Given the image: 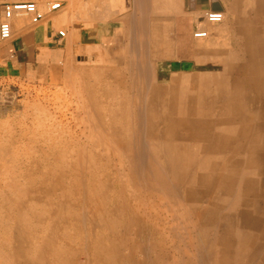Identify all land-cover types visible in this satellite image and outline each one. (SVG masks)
<instances>
[{"label":"rangeland","instance_id":"rangeland-1","mask_svg":"<svg viewBox=\"0 0 264 264\" xmlns=\"http://www.w3.org/2000/svg\"><path fill=\"white\" fill-rule=\"evenodd\" d=\"M52 1L55 0H36L41 6H45L46 3ZM60 1H63L62 9L52 13L50 17L58 18L59 22L65 23L70 27L74 36V47L70 49V54L59 60L56 66L53 64V66H48L47 69L43 68L42 71L37 70V72L24 73L16 77L0 76V264H32V259L29 261L30 259L27 257L29 255L38 257L39 254L34 249L29 250L27 244L34 241V244L40 245L45 237L49 239V244L58 247L61 243L60 238L64 220H67L66 217L70 212L68 202L66 204L61 202L59 197L60 188H67L71 184L86 183L87 178L91 175L100 177L103 173L101 182L103 184L106 182L104 185L111 187L112 181L109 171L112 167H118L122 172L125 171L123 175L121 172V177L124 181L129 182L126 186L127 194H130L132 190L136 191L135 193L137 194L139 193L137 197H132L131 202L133 203L136 199V201L145 204L152 203L153 205L155 202L160 201L166 208L165 210H167L165 214L169 217L172 227L175 226L173 231L176 235L173 234L178 240H173V244L176 241L174 245L177 244L182 249L186 242L188 243L185 240H194L196 245H200L198 246L200 250L198 247L193 248L198 249L201 256V253L206 249L204 246L212 243L216 235L219 236L221 233L216 231L213 225H209L205 233V239H203V235L196 233V229L190 231L192 239H188L190 233L187 234L185 226L191 227L195 225V221L193 217L188 215L187 208L182 207L184 201L181 194L184 189L180 188L179 190V184L172 182L174 172L177 170L182 172V169H172V161H170L173 155H178L179 157L181 155L182 157L180 152H168L162 138L159 141V145L154 148L158 151L160 150L159 154L161 153L155 162L146 156V151H141L145 159L142 158L143 155L142 157H138V153L135 155L134 151L133 161L127 162L124 155L118 150L115 155L116 157L118 156L117 158L120 159V162L108 161L105 163L97 159L90 161V158H94L93 155L97 152H106L108 156L111 155V158L114 157V153L111 150L116 148L114 140L119 136L116 133V129L121 134H127L128 128L131 127L133 129L131 140L134 141L133 146L138 150L136 146L139 145L140 141L146 143L147 137L146 134L142 133L143 136L141 134L142 137L140 138L137 133H140V131L145 132L144 128L151 127L153 121L161 122V124L165 121V115L161 114L163 98L158 103L157 110L160 109L156 110V119H152L148 113L153 108L151 104L145 105L144 115L139 114L136 121L135 117L138 112L135 110L138 109L136 103L128 104L129 114L126 113L127 115H119L115 112L120 108L119 95L130 102L136 92V88H129V91H127L128 85L125 84L126 81L130 82L125 77L128 71L122 61L125 53H127L126 46L132 45L130 55L134 56L135 64L132 67L133 70L138 66L139 60H142V56L143 58L150 57L151 53L156 50L154 46L156 41L153 42L154 35L157 32V34L165 36V31L168 29L167 24H169L167 21L168 16L166 14L160 17L145 16L143 17V22H134L130 30V23L126 22L125 17L124 22H121L123 20L120 12L116 16L109 14L104 16L105 9L108 11L112 10V6L124 4L123 2L128 7L123 8V12L133 11V8L128 6L129 0ZM242 5V8L246 11L249 7L251 8L250 0H245ZM253 9L256 12L257 19L262 18L264 15V0H255ZM93 12L102 13V15L94 16ZM111 18L115 19L116 22H110ZM155 19L160 21L157 23L154 21ZM106 22H109L107 27L104 26ZM57 24V31H65V27H62L59 23ZM57 24L55 25L57 26ZM214 25L223 28L222 22ZM237 25L239 24H228V28L222 31V37L214 39L209 44L206 53L200 52V56L204 57L200 65L193 63L192 58L182 57V59H178L182 62L192 61L191 68L188 69V72L190 71L192 74L185 72L174 73L175 66L173 63L177 59L169 58L170 55H165L163 52L165 49L162 50L167 46L165 41H158L160 60L157 57L145 60L142 63V68L146 70V73H143L145 82L149 83L157 80L159 83L161 82L160 84L171 83L183 89L179 90L181 91L179 100L182 99L183 102L177 103L178 109L181 111L184 108L204 110V115H207L206 118L209 124L213 122L216 125L215 130L214 127L212 128L209 125L212 133L207 140L204 137L200 139L198 141L199 143L201 142L199 145L190 140L186 141V144L188 143L187 147H190L191 150V153H189L191 164L197 165V160H199L200 156L202 158L206 157L203 160V165L207 167L215 165L216 173L218 170L229 168L224 166L230 157L239 161V163L235 164L239 166L238 169L236 168L239 176L236 181L240 180V183L235 185L234 188L233 186L228 187V180H221L219 182L214 181L215 189L217 190L213 195H209V190H205V188L199 189V193L203 197L202 206L211 208L214 204H218V207H223L216 213L219 216L218 221L215 219L216 226L221 227L226 225V222L234 224V226L237 223L240 225L247 224L253 228H250L251 230L245 229L246 231L253 232L254 229L256 232H264V39L261 37L253 38V43L259 45L257 49H254L251 44L244 47L242 45L243 37L236 31ZM258 25L261 30H264V24H254V26ZM93 29L95 30L94 32ZM262 35L264 36V31ZM118 37L122 38L118 39ZM214 48H216L215 52L218 49H220V52H217V54L213 53ZM245 48L249 49L246 50ZM228 52L233 54L234 58L231 61L224 58ZM80 56H85L86 60H79L78 57ZM175 56L178 57L176 54ZM111 64L115 66V72L112 73L114 78L107 69ZM157 70L161 76L160 80L162 77H168L169 74H172L169 77L170 80L166 83V78L164 77L165 80L160 81ZM248 70H251L252 73H249ZM196 71H204L200 75L202 78H207L209 81L208 86L203 87L200 85L198 81L201 80V77ZM118 81H122L124 85H118ZM216 82H219L218 87L212 85ZM110 88H114L115 92L117 91V97H107L102 94L103 90ZM182 91L184 92V97ZM201 93L204 96V101L198 102L196 100L198 98L197 95L199 96ZM190 94L194 96V99L189 97ZM224 95H228V98ZM184 98L187 99L185 100ZM211 99L213 100L211 101ZM197 104H200V106ZM164 106L166 109L169 108L168 104ZM141 126L142 129L140 128ZM229 126H232V128H228ZM136 129L137 133L135 134ZM96 142L101 146L94 149L91 148L92 144ZM81 159L84 160L82 161ZM148 163L151 164L148 165ZM106 171L108 172L106 173ZM151 172L155 173L166 184L168 183L163 190L160 189V195L156 192L152 193L154 196L146 195L147 178L145 175L148 173L151 178H154ZM187 173L189 179H191L198 171L192 168L188 169ZM67 174H70L71 178ZM245 174L250 176L244 178ZM15 182V185H18L12 190L11 184ZM131 182L138 186L136 187L137 190L135 188L132 189ZM54 184H58L59 188L51 196L39 192L40 187L54 188ZM250 190L254 191V196L247 194ZM107 192L110 191L107 190ZM166 193L174 195V198L172 200L171 198H164L163 195ZM127 194H124L121 200L124 201V197ZM29 197L31 198L29 199ZM253 199L257 200L256 213L254 214L252 212L253 208L251 209L250 207L254 202ZM19 200L22 204L17 202ZM60 203H62L60 208H56ZM179 207L186 213L184 211L182 213ZM173 208L174 210H172ZM168 209H171L169 213ZM58 212L62 213L58 215ZM242 214H247L250 218L243 219L241 218ZM18 215L22 216V222L18 221V223L16 221ZM254 216L258 217L257 220H253L255 219ZM123 217L126 218V215L112 218V225L116 229L113 236H116L115 233L121 231L118 225ZM240 230V233L244 232L242 231L244 229ZM71 233H75L73 237L75 241H73L72 247H82V249L87 251L86 243L80 239L85 237L87 229L80 228ZM97 234L104 237L109 235L104 229L99 230ZM35 236L39 237L37 238L38 241ZM204 241L206 244H204ZM256 242L258 246L261 245L260 248L262 249H259L261 254L264 251V238L258 239ZM201 244L204 245L205 249ZM103 245H108V242H104ZM11 247H15L17 251H20V258L16 253L15 256L12 255ZM142 249L147 252V254L145 252L148 256L146 258L147 262L158 254V252L155 254L148 246ZM198 250L195 253H198ZM172 251L177 259L184 257L182 251ZM242 251L246 252L248 250L243 249ZM150 255L153 256L151 257ZM137 256L142 257L140 252ZM82 258L83 262L90 259V257ZM199 258L196 259L198 260ZM52 260L50 256H47L42 261H37L36 264H56L52 263ZM204 264L210 263L206 261Z\"/></svg>","mask_w":264,"mask_h":264},{"label":"bare ground","instance_id":"bare-ground-1","mask_svg":"<svg viewBox=\"0 0 264 264\" xmlns=\"http://www.w3.org/2000/svg\"><path fill=\"white\" fill-rule=\"evenodd\" d=\"M206 21L209 22L207 19H206ZM209 23H212V22H209ZM181 26L182 25H178V28H181ZM201 31H203V30H198V31L194 32L193 36L196 37V34L198 32H201ZM204 32L207 35V32L206 31H204ZM205 36H201V37H205ZM196 38H200V37H196ZM157 43H158V41L156 40V44ZM174 45H175V48L177 49V52L175 54L179 58L187 56L188 51H185L186 49L184 48V46H185L184 42H182L181 44H179L178 42H176V43L174 42L173 46ZM163 52L165 53V55H167V56L169 55L168 51L167 52L163 51ZM158 59L160 60V54L158 56ZM132 63H133V61H132ZM142 63H144V62H142ZM128 64H129V62L126 65L127 67H128ZM130 64H131V61H130ZM134 64H135V62H134ZM135 66H137V65H135ZM139 66H140V69L137 67L138 74L136 72V69L134 68L135 71H132V69H131V72L128 71L126 73V76H125L130 81V82H127L125 80L127 82V83L125 82V84L128 85L127 91H129V88L130 89L136 88V92L133 95V97H134L133 100L130 102L128 100L126 101V99L124 100L123 97L119 95V97H120V103H119L120 108L115 113L119 114V115H123L126 113L129 114V107H128L129 105L128 104L136 103V105H138V109H135L138 111V112L135 111V112H137V116L135 117V121H136V118H138L139 114L142 115L144 113L145 105L151 104V105H153V108L148 113L150 114V117L152 119H154L156 112L160 109L159 108L157 110L158 103L161 101V98H163V100H162V104H163L162 107L163 108L161 109V111H162L161 114L165 115L164 116L165 121L162 124H161V122L157 123L158 121H153L151 127H145L144 128V126H143V128L145 129V132L140 131V133H137L138 128L136 129L135 134L137 133V135L138 134L140 135L138 137L141 138L143 136V134H146V137H147V139L145 140L146 143H142L143 141L141 142L139 139V141H140L139 145L141 146V148L138 144H137L138 146L135 145L136 147H138V150L135 149V147L133 146L134 141L131 140V136H133V129L131 127L128 128L127 134H123V133L121 134L118 131V129H116L117 130L116 133L119 136L116 140H114V144H115L116 148L111 150V152L114 153V157L111 158V155L108 156V154H106V152H100V153L97 152L93 155L94 158H90V161H95L97 159L100 161H104L105 163L108 161L109 162L110 161L120 162V159L117 158L118 156L116 157V155H115L117 150H118V151H120V153H122L124 155L127 162L133 161L134 151L136 153L135 155H137V153L139 154L138 157H140V156L142 157L143 154L141 153V151H146L145 152L146 156H148L149 158H151V160L153 162H155V160L157 161V159L160 157L159 155L161 153L159 154L160 150L158 151L157 149H154V148H155V146L159 145V141L163 138L164 143L166 145V150L168 152H172V153L180 152V154H182V157H181V155H180V157L178 155H176V156L173 155L170 158V161H172V164H171L172 169H176V170L179 168L182 169V172H180V171L178 172V170L176 172H174V170H173V172L175 174L173 173L174 178H173L172 182L179 184L178 185L179 190H180V188L184 189V192L181 194V196L183 197V201H184V205L182 207H185V209L187 208L188 215L190 217H193L194 221H195V225H192L191 227L185 226V229H187V234L190 233L189 236L187 235L188 239L189 238L192 239L190 231H194V229H196L197 234L203 235L204 236L203 239H205V233H206L209 225H213L215 227L216 231L220 232L221 234L219 236L216 235L214 241L212 243H209V245L204 246L201 244L202 247L203 246L206 247V249L203 247L205 250L201 253V256L199 253L200 248L198 247L200 245H196L194 240H185V241H188V243L186 242V244L184 245V248H182V249L179 248L177 246V244L174 245L176 241L174 242V244L172 241L178 240V239H176V236H175L176 234L173 231L175 226L172 227L170 220H169V217L167 216V214H165V211H167V210H165L166 208L164 207V205L160 201H157L152 205V203L145 204L143 202L136 201V199L132 203L131 202V200L133 199L132 197H135V196L137 197L139 193L137 194V193H135L136 191L134 192V190H132V192L130 194H127L126 193V186L129 182L124 181L121 177L123 175V173H125V171L122 172L121 170H119L120 168L118 169V167L117 168L112 167L111 170L109 169L110 170L109 173L111 175L110 179L112 181L111 187H109V185H108V187H107V185H104L106 182L104 184L101 182V177H103V175H104V173H103L100 177H94V175H91L90 177L87 178L86 183L71 184V185L67 186V188H64V187L60 188L61 191L59 193V197L61 199V202L64 204H66V202H68L69 210H70V212L68 211L69 212L68 216L66 215L67 220H64L65 222L63 221L64 225L62 224L63 228H62V234H61V238H60L61 243L58 247L52 246L53 244L52 245L49 244V239H47L46 237L43 238V241L40 245L34 244L35 242L33 241L30 244H27L28 249L29 250L34 249V251H37L39 256L34 257V256L29 255L27 258L30 259L29 261H31V259H32V264H36L37 261H42V259L44 257H47V256H50V258L53 259L52 263H56V264H204L206 261L209 262L210 264H258V263L264 264V251L260 254L259 249H262V248H260L261 245L258 246L256 244L257 243L256 241L258 239L264 238V232H256V231H254V229H253V232L246 231L245 229H250L253 227H250L247 224L246 225H240L238 223L234 226V224L232 225V224L226 222V225H223L221 227H217L215 224V221H216L215 219H217V221H218L219 216H217L216 213H218L219 209H222L223 207H218V204H214L211 208H209L208 206H202V198L203 197L199 193L200 188H205V190H209L208 191L209 195H213V194H215V192L217 190V189H215L216 186L214 184V181L219 182L221 180H225V181L228 180V187L229 188L231 186H233V188H234L235 185H238L240 183V180L236 181V178H239V176L237 175L238 174L237 169L239 166L237 164H235V163H239V161L230 157L228 159V161L226 162L224 167L228 166L229 168L230 167H232V168L231 169L224 168L220 171L218 170L216 173H215V171H216L215 165L210 166V167L203 165V160L206 157L202 158L200 156L199 160H197V165L191 164V157L189 156V153H191V150H190V147H187L188 143L186 144V141L190 140V141H193V143H196V145H199L201 142L199 143L198 141L200 139H202L203 137L207 140L208 136L212 133V131L210 130V127H212V128L214 127V130H215L216 125L213 124V122H211L209 124V122L206 118L207 115L206 116L204 115V110H200L197 108H193L190 110L188 108H184V110L181 111L180 109H178L177 103L183 102L182 99L179 100V98L181 97L180 96L181 91H179V90H181L182 88H179L176 85H173L171 83L170 84L168 83L166 85L160 84L157 80H154V82L150 81L149 83L145 82V80H144L145 75L143 73H146L145 72L146 70H144L142 68V64ZM145 66H146V64H145ZM113 68H114V66H113ZM108 69L109 70L111 69L110 66L108 67ZM126 69L129 70L128 68H126ZM145 69H146V67H145ZM152 71L155 72L154 70H152ZM111 72H112V69L110 71V74H112L114 72V71L112 73ZM248 72L252 73L251 70H248ZM196 75H198V74L196 73ZM199 75H200V73H199ZM112 77L114 78L113 74H112ZM200 77H201V75H200ZM174 78H175V76H174ZM132 79H134V81L137 82L136 84H139V85L138 86H136V85L132 86L131 85ZM115 80H117V79H115ZM122 81L121 82L118 81V85L123 86L124 84ZM176 81H178V80H176ZM135 82H134V84H135ZM198 82L203 87H205L206 85L207 86L209 85V81L207 80V78L201 77V80ZM218 84H219V82H216V83H213L212 85L214 87H218ZM228 84H229V82H228ZM102 94H104L107 97H109V96L117 97V91L115 92L114 88H110L108 90H103ZM182 94L184 97V92ZM229 94H230V92H229ZM188 95H186V96H188ZM195 95H196V93H195ZM224 96L228 98V95H224ZM189 97L193 98L194 96H191V94H190ZM197 97L198 98L196 100L198 102L204 101V96L202 93L199 94V96L197 95ZM212 100L213 99H211V101ZM229 100H230V98H229ZM187 102H188V100H187ZM208 103H206V104L208 105ZM166 104L169 105L168 109H166L164 106ZM210 104H212V103L210 102ZM154 105H156V107H154ZM184 105H185V103H184ZM197 105L200 106V104H197ZM135 107H137V106H135ZM192 107H194V106H192ZM229 107H230V105H229ZM126 109H128L127 112H125ZM98 112L100 113V111H98ZM218 112L220 113V111H218ZM113 114H114V112H113ZM174 114H176V115H174ZM211 114H214V113H211ZM251 116H252V114H251ZM213 117H214V115H213ZM143 120H145V119H143ZM209 125H210V127H209ZM135 126H136V123H135ZM86 127H87V125H86ZM140 128L142 129V126ZM228 128H232V126H229ZM25 132H27V131H25ZM141 134H142V136H141ZM15 137L17 138V136H15ZM104 139H105V137H104ZM214 140H216V139H214ZM28 141H30V140H28ZM205 145L207 146V144H205ZM220 145H221V143H220ZM99 146H101V145L96 142V143L92 144L91 148L94 149V148H97ZM133 147L135 150L133 149ZM112 148H113V146H112ZM161 151H163V150H161ZM142 158H144V155ZM149 158H147V159H149ZM147 159H146V161H147ZM81 160L83 161L84 159H81ZM134 160H135V158H134ZM137 160H139V159L137 158ZM117 164H119V163H117ZM139 164H140V162H139ZM150 164L148 163V165H150ZM161 167H163V166H161ZM192 168L196 169L198 171V173H196V175L192 176V178L189 179V175H188L187 171H188V169H192ZM159 171H161V170H159ZM107 172L108 171H106V173ZM121 172H122V175H121ZM151 173L153 174L154 178H151V176L148 173L145 175V177L147 178L145 189L147 191L146 195L152 196L153 195L152 193H155V192L159 194L160 189L163 190V188H165L168 183L166 184V182L159 179V177L155 173H153V172H151ZM67 175L70 176L69 178H71L70 174H67ZM249 176L250 175L245 174L244 178H248ZM107 181H108V179H107ZM133 182H135V181H133ZM15 184H16V182L11 184L12 190H14V188L18 185V184L17 185H15ZM131 185L133 186L132 189H134V188L136 189V187H138L136 184H134L132 182H131ZM221 186H223V185H221ZM58 188H59L58 184L55 185L54 188H52V187L46 188V186H42V187H40L39 192H42L46 195L51 196L52 193L57 191ZM174 189L176 190V188H174ZM107 190H109L110 192H107ZM144 192H145V190H144ZM245 192H247V191H245ZM124 194H127V195H126V197H124V201H123V200H121V197H123ZM247 194H250L252 196L255 195L254 191H252V190L248 191ZM50 196H49V198H50ZM163 197L164 198H171V200H172L174 198V195L166 193L163 195ZM30 198L31 197H29V199ZM210 200H212V199H210ZM253 200H254V202L250 207H251V209L253 208L252 212L254 214V213H256L257 200L256 199H253ZM17 202L22 204V202L20 200ZM62 203L58 204V206L56 208L59 209ZM226 205H227V203H226ZM173 207H175V206H173ZM170 208H172V207H170ZM51 210H53V209H51ZM61 210H63V209H61ZM170 210L171 209H168V213ZM172 210H174V208ZM179 210H181L180 207H179ZM183 211H182V213H183ZM50 212H52V211H50ZM60 213H62V212H60ZM60 213L58 212V215ZM55 214H56V212H55ZM124 215H126V218L123 217V219L119 221V225H118L120 227L121 231L115 233L116 236H113L114 230H116V229L112 225V220H113L112 218H118V217L124 216ZM178 215H180V214L178 213ZM247 217H249L247 214H242L241 218L246 219ZM16 218H17V220H16L17 222L18 221L22 222V220H23L21 215H18ZM254 218L255 219H253V220H257L258 217L256 218L254 216ZM179 222L180 221L178 219V223ZM176 224H177V222H176ZM174 225H175V223H174ZM182 227H184V226H182ZM80 228L87 229V233L85 234V237L80 238L81 240H83L86 243L87 251L82 249V247H74V248L72 247V243H73V241H75V240H73L75 233L72 234L71 232L76 231L77 229H80ZM71 229H74V230L71 231ZM102 229L106 230L109 233V235L104 237V236H102L103 233L101 232L102 235L98 236L97 232L99 230H102ZM240 229H244V230H242L244 232L240 233L241 232ZM180 231H182V230H180ZM18 236H21V235H18ZM35 238L37 239L39 237L35 236ZM77 239H78V237H77ZM40 240H39V242H40ZM37 241H38V239H37ZM104 242H108V245H103ZM179 244H180V242H179ZM204 244H206L205 241H204ZM147 246L151 250H153L155 254H156V252H158V254H156V255L154 254L155 256L153 259H151V260L149 259V262H147V259H146L148 257L146 255L147 252L142 249L143 247L147 248ZM193 247H196V248L198 247L199 250L196 248H193ZM248 248H250V249H248ZM243 249H247L248 251L244 252V251H242ZM146 250H149V249H146ZM172 250H176L177 252L182 251V254L184 257L181 259H177L176 256L174 255L175 253H173ZM197 250H198V253H195V252H197ZM11 252H12V255L15 256V253H16V255L20 258L19 254H21V253H20V251H17V249L15 247H13V248L11 247ZM139 252L142 255V257L137 256L139 254ZM145 252H146V254H145ZM82 257H85V259L87 257H90V259L89 260L87 259L86 261L83 262L81 260ZM196 258H199L200 260L198 259L199 260L198 261Z\"/></svg>","mask_w":264,"mask_h":264},{"label":"crops","instance_id":"crops-1","mask_svg":"<svg viewBox=\"0 0 264 264\" xmlns=\"http://www.w3.org/2000/svg\"><path fill=\"white\" fill-rule=\"evenodd\" d=\"M6 0H0V20H1V8L2 2ZM12 1H28V0H12ZM36 1V0H30ZM129 7L133 8V11L123 12V8H128L125 2L124 4L112 6V10H104V16L108 14L111 16H116L120 12L121 19L124 22V17L126 22H129L130 30L132 29V24L143 22V17L153 16L160 17L165 14L168 16V29L165 31V36L161 34L154 35V41H165L167 46L163 48L168 50L169 58L177 59L173 65L175 66V72H185L187 74H192L188 72V69L191 68L192 61L182 62V58L175 56L177 49L175 45L173 46L174 40L181 44L184 42L186 49L188 51L185 58H192L193 63L201 64L204 57L200 56V52L206 53L208 51L209 44L214 41V39H219L222 37V31H225L228 27V24H239L236 27V31L242 35V45L249 46L250 44L254 49H257L259 45L253 43V38H263L264 36L261 27L254 26V24H264V15L262 18L256 16V12L253 9L255 0H250L251 8L245 9L242 8V3L245 0H129ZM242 5V6H241ZM166 10V11H165ZM165 11V12H164ZM208 11H219L223 13V28L214 25L216 23H209L205 19V14ZM112 13V14H111ZM94 16H100L102 13L93 12ZM51 14L47 15L46 18L38 24H31L29 19L25 16L15 17L12 20V30L13 35L8 40L0 39V76L2 77H16L21 76L24 73H32L42 71V69L48 66H56L57 62L67 55L70 54V49L74 47V36L71 33V29L65 23L59 22L58 18L50 17ZM141 18V19H138ZM155 22L160 20L155 19ZM110 22H116L115 19H110ZM62 27H65V35L60 37L58 35L57 27L58 24ZM109 22L104 24L105 27L108 26ZM57 24V26L55 25ZM178 25H182L181 28H178ZM203 30L207 32L205 37L196 38L193 36V33ZM95 30L93 29V32ZM88 32V31H87ZM122 37H118L120 39ZM199 39V40H198ZM200 41H202L200 43ZM198 42V43H197ZM195 44V45H194ZM159 42L154 44L155 49L151 56L139 60V65L143 61L149 60L152 57H157L160 54ZM189 45V46H188ZM132 45L126 46L127 53H125L124 58L122 59L126 68L131 72L132 67L134 66V56L130 55V50ZM169 48V49H168ZM213 53L220 52V49ZM246 50L249 48H245ZM155 54V55H154ZM154 55V56H153ZM190 55V56H189ZM227 55L224 58L233 60L232 53H226ZM129 59V60H128ZM131 61V64L127 63ZM133 61V63H132ZM141 63V64H140ZM112 66V67H111ZM110 68L112 72H115V66L111 65ZM114 66V68H113ZM137 67H135L136 72ZM108 69V68H107ZM111 69L109 71H111ZM140 69V68H139ZM132 71H135L134 69ZM111 72V73H112ZM197 73H203L204 71H196ZM157 74L160 80V74L157 70ZM172 75V74H171ZM170 74L162 77V81H169ZM110 76V75H109ZM111 77V76H110ZM136 79V78H135ZM160 80V81H161ZM134 79L131 80L132 86H138L139 84H134ZM161 83V82H160ZM165 84V83H164ZM118 87V86H117ZM136 101V100H135ZM137 102V101H136Z\"/></svg>","mask_w":264,"mask_h":264},{"label":"built area","instance_id":"built-area-1","mask_svg":"<svg viewBox=\"0 0 264 264\" xmlns=\"http://www.w3.org/2000/svg\"><path fill=\"white\" fill-rule=\"evenodd\" d=\"M63 7V1L55 0L41 6L36 1H12L2 2L1 20H0V39L8 40L13 35L12 20L15 17L25 16L31 24H38L43 21L47 15L59 11ZM205 18L212 23H218L223 19V13L219 11H208ZM58 35L63 37L64 30H59ZM204 31L198 32L196 37L205 36Z\"/></svg>","mask_w":264,"mask_h":264},{"label":"water","instance_id":"water-1","mask_svg":"<svg viewBox=\"0 0 264 264\" xmlns=\"http://www.w3.org/2000/svg\"><path fill=\"white\" fill-rule=\"evenodd\" d=\"M79 60H86V57L85 56H80L78 57Z\"/></svg>","mask_w":264,"mask_h":264}]
</instances>
